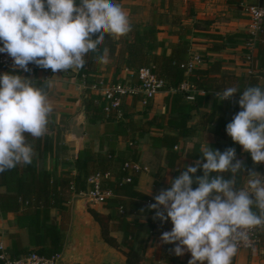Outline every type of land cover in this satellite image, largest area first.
Segmentation results:
<instances>
[{
  "label": "crops",
  "instance_id": "crops-1",
  "mask_svg": "<svg viewBox=\"0 0 264 264\" xmlns=\"http://www.w3.org/2000/svg\"><path fill=\"white\" fill-rule=\"evenodd\" d=\"M113 3L122 7L128 15L130 24L139 23L144 26L156 24L157 37L165 41L167 53L170 52L168 47L170 43L177 41V36L172 34V31L176 29L171 23L172 15L178 14L184 17L190 7L194 16L182 19L183 23L192 24L194 21L210 20V24L207 26L201 24V28L194 29L192 34L188 35L189 56L193 53H202L204 58L199 66L201 68H206L214 60H220L219 74H231L226 81L227 88L238 89L233 97L237 96L239 99L250 83L264 89V42L261 40L248 41V16L244 10V6L249 3L248 0H113ZM250 3L264 4V0H253ZM238 5L242 6V10L237 11ZM204 33L234 34L240 40L228 43L219 52H213L207 50L213 40L205 37ZM125 37H128V34L122 38ZM121 45L119 43L117 47L120 48ZM247 55H250L249 59ZM101 56L106 62L100 60ZM95 62L97 73L92 76L112 82L115 79L114 66L109 58L107 47L102 50ZM29 69L28 72L22 69L14 70L11 63L7 68L0 67V73L13 72L31 79L32 83L38 79L47 82L46 93L53 105V111L49 116L45 135L58 139L57 146H53L51 151L43 152L40 150L42 144L38 143L39 139L29 136V143L34 147L37 169L48 171L51 178L59 179L67 174L75 175L76 169L73 163L79 152L87 147L100 154L113 150L114 156L126 159H131L135 154L136 160L145 165L147 170L139 172L136 176L134 189L148 195L155 203L153 197L161 189L170 187V178L178 176L186 170V166L194 165L197 160H203L202 149L210 147L214 150L217 143L229 142L228 139H223L215 133L217 116L212 121H208L207 115L215 103V95L212 91L198 93L196 98L198 105L189 113L177 109L168 113L174 103L172 102L174 91L162 90L153 99L146 101L140 92L127 95L123 99L125 118L121 121H93L91 115L85 110L86 119L85 121L80 120L79 123L84 133L83 136L77 138L68 133L67 122L71 116L80 112L85 106L84 100L89 94L84 82L86 76L79 77L78 75L81 68H70L55 74L51 69H43L35 64H29ZM116 80L130 85H137L139 82L137 73L126 68L120 70ZM93 93L102 95L101 90H94ZM189 102H195V98L187 100L185 96H182L178 103L174 104L179 106ZM155 117L157 118L152 120ZM171 117L175 119L170 123L168 120ZM180 131L181 134H179ZM164 135L178 137L177 142L173 145L168 143L166 138H163ZM237 147H239L236 153L237 159L244 162L245 170L237 175L236 188L247 187V181L251 178L248 176L249 170L261 174L259 178L264 180V162L254 163L250 153L244 152L238 143ZM94 165L100 166L98 161L92 164ZM194 175H203L202 168L198 169ZM223 175L226 179L231 178V173ZM197 186L195 183L192 185L194 189ZM5 192H7V187L0 185V194ZM84 192H71L69 199L64 202V208L51 207L49 209L47 223L56 224L63 235L61 254L71 232L75 200L86 198ZM86 207L83 212L91 223L90 259L64 260L58 261L57 264H125L126 256L123 251H126L127 247L115 249L104 242L101 239L99 224L88 212V208H93L102 214H111V210L105 208L103 203H94L88 199ZM154 214L155 211L150 215L136 216L139 221L150 219L156 225L149 233L136 232L132 239L133 248L143 256L148 264H188L191 258L190 253L176 256L172 251L174 245L164 244L160 240L161 234L164 231H170L173 227L171 221L162 223L158 219L154 220ZM38 217L33 208L26 209L25 206H21L18 211H14L0 207V244L8 254L16 253L22 256L24 255L23 249L32 250L46 245L48 239L41 236V228L37 225ZM110 234L118 242H121L124 236V233L116 228ZM232 264H264V228L261 231L260 243L251 249H238L232 258Z\"/></svg>",
  "mask_w": 264,
  "mask_h": 264
},
{
  "label": "clouds",
  "instance_id": "clouds-1",
  "mask_svg": "<svg viewBox=\"0 0 264 264\" xmlns=\"http://www.w3.org/2000/svg\"><path fill=\"white\" fill-rule=\"evenodd\" d=\"M130 31L128 15L113 0H0V53L11 57L14 70L28 72L29 64L54 74L83 68L105 34L119 38ZM100 60L106 62L103 56ZM237 92L228 87L215 95L231 100ZM237 103L242 110L226 132L254 163L264 162V89L247 87ZM52 111L44 88L19 74L0 73V173L32 163L35 152L28 137L45 135ZM201 153L203 160L170 178V187L147 207L155 210L154 220L171 221L173 227L160 240L173 244L176 256L190 253L188 264H232L238 244L250 246L248 230L264 227V180L249 170L247 187L236 188L245 165L235 148L209 147ZM200 168L203 175L195 176Z\"/></svg>",
  "mask_w": 264,
  "mask_h": 264
},
{
  "label": "trees",
  "instance_id": "trees-1",
  "mask_svg": "<svg viewBox=\"0 0 264 264\" xmlns=\"http://www.w3.org/2000/svg\"><path fill=\"white\" fill-rule=\"evenodd\" d=\"M193 16L194 13L190 7L184 17L178 14L172 15L171 23L176 27L172 34L177 36V41L170 43L168 46L170 48L169 53H167L165 41L157 37L158 29L156 24L148 26L139 23L131 24V31L128 33V37L125 38H122V36L115 39L105 34L103 44L98 47L95 53H89L86 56V63L78 73L79 77L82 75L86 76L84 82L87 85L86 91L89 94L84 100L85 110L91 115L93 121H121V119L125 118L123 101L119 110L107 112L104 110L102 95L93 93L94 90L90 88L92 85H98L100 78L92 76V74L97 73L95 60L101 55L105 47L108 48L109 58L114 66L115 79L112 82L119 81L116 80V76L123 68L136 72L142 67H150L157 77L165 81L163 90L174 91V94H172L174 95L172 99L174 103H178L180 97L184 96V93L177 91L179 84L183 80L188 79L198 89L203 90L204 93L212 91L214 95L227 88L226 81L231 77V74H219L221 70L220 60L210 62L206 68H194L189 75L185 74V66L190 51L188 35L192 34L194 29L201 28V24L206 26L210 24V20L194 21L192 24L182 22V19L192 18ZM203 35L213 40L212 44L207 47L208 51L213 52H219L228 43L240 40L234 34L204 33ZM119 43L122 44L120 48L117 47ZM102 79L105 81L104 78ZM33 85L44 88L47 91V82L45 80L38 79ZM250 86L254 85L250 83ZM197 97L198 94L195 96V102L184 103L179 106L172 103L170 110H168L167 106L168 113H172L176 109L189 113L191 109L198 105L196 102ZM214 100L213 109L207 115L208 121H212L217 116L215 133L229 141L228 143H217L214 150L218 149L223 152L227 148L233 147L238 153L239 147H237V143L226 132V125L232 121L236 113L242 110L237 103L238 98L218 102L215 95ZM118 114H120L119 117H117ZM156 118H152V120ZM174 119L171 117L168 122L171 123ZM181 133L180 131L179 134ZM163 138H166V141L173 145L177 142L178 137L164 135ZM57 142L58 139L48 135H44L38 140V143L42 144L40 150L43 152L51 151L53 146H57ZM36 158L34 157L29 165L20 164L14 169L0 173V185L7 187V192L0 194V207L14 211H18L21 206H25L26 209L33 208L39 216L37 225L41 228V236L48 239L45 246L32 250L23 249L22 253L24 255L30 252H36L45 257L61 254L63 235L56 224L47 223L49 220V209L51 207L64 208V202L69 199L71 192L80 193L88 189L87 178L91 174L97 171H109L111 176L102 182V187L112 191L113 195L107 197L103 203L105 208L111 210V214H102L93 208H88V212L99 223L101 237L105 242L119 249L127 247V250L123 251L126 256L125 264H148L143 256L133 248L132 244V239L136 232L149 233L156 225L150 219L142 222L136 218L137 215H150L155 210L147 207L150 204L148 201L153 203L152 198L134 189L136 176L139 173L124 167L125 162L137 159L135 154L132 155L131 159H126L114 156L113 150L100 154L87 147L79 152L73 163L76 169L75 175L67 174L59 179L51 178V174L46 170H38ZM96 161L99 162L100 166H92ZM129 217H133V219H129ZM111 221L116 222L112 223ZM114 228L124 233L121 242H118L110 234ZM10 256L18 257L16 253Z\"/></svg>",
  "mask_w": 264,
  "mask_h": 264
},
{
  "label": "built area",
  "instance_id": "built-area-1",
  "mask_svg": "<svg viewBox=\"0 0 264 264\" xmlns=\"http://www.w3.org/2000/svg\"><path fill=\"white\" fill-rule=\"evenodd\" d=\"M244 10L248 16V41L254 42L261 40L264 42V4H248L244 6ZM250 58V55H247ZM12 59L5 53H0V67L7 68L11 65ZM203 63L202 55L199 53H193L189 56L186 62L185 74L189 75L194 68L199 67ZM138 77L137 85L125 84L122 82H106L102 78L98 80V85H92L90 88L93 90H101L102 97L104 99V110H119V107L127 95L140 92L143 94L144 100H151L157 93L163 90L164 80L159 78L151 71L150 67H142L136 71ZM84 77V75L82 76ZM177 91L184 93L187 100H194L196 94L204 93L203 90L198 89L194 83H191L188 79L183 80ZM234 98H238L234 96ZM231 99V100H233ZM120 114L117 115L119 117ZM177 148V146H175ZM124 167L139 173L147 170L145 165H142L137 160H130L124 163ZM111 176L109 171L101 172L97 171L91 174L87 178L89 183L88 189L84 194L94 203H104L105 199L112 196V191L102 187V182ZM148 203H151L148 201ZM264 227H256L248 230V236L250 246L245 245L243 242L238 244V249H251L256 247L261 241V231ZM61 254H55L50 257H45L37 254L36 252H30L28 254L11 257L8 254L2 244H0V260L1 264H57Z\"/></svg>",
  "mask_w": 264,
  "mask_h": 264
},
{
  "label": "water",
  "instance_id": "water-1",
  "mask_svg": "<svg viewBox=\"0 0 264 264\" xmlns=\"http://www.w3.org/2000/svg\"><path fill=\"white\" fill-rule=\"evenodd\" d=\"M84 111H85V106L82 107L80 112H77L76 114L71 116V118L67 122L68 133L77 138L83 136L84 133L83 128L79 124L80 120L85 121L86 119V115ZM87 199L90 201V199L87 196L86 198H77L75 200L71 232L67 240V243L65 245V248L63 250V253L59 258V261L80 260L82 258L84 260L90 259L91 223L90 220L85 215V213L83 212L87 208L86 207ZM101 239L103 240V238ZM114 248L117 249L116 247Z\"/></svg>",
  "mask_w": 264,
  "mask_h": 264
},
{
  "label": "rangeland",
  "instance_id": "rangeland-1",
  "mask_svg": "<svg viewBox=\"0 0 264 264\" xmlns=\"http://www.w3.org/2000/svg\"><path fill=\"white\" fill-rule=\"evenodd\" d=\"M251 1H253V0H248L249 3H247V4H251V3H250ZM255 4H259V3H255ZM236 9H237V11H239V9L242 10V6H241V5H238V7H237ZM199 54L202 55V53H199ZM202 56H203V55H202ZM202 58H204V57H202Z\"/></svg>",
  "mask_w": 264,
  "mask_h": 264
}]
</instances>
